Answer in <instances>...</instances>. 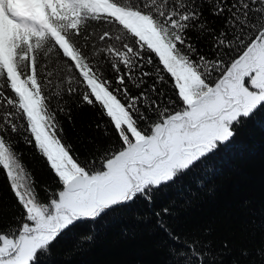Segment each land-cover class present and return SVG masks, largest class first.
Listing matches in <instances>:
<instances>
[{
  "label": "snow or ice",
  "instance_id": "1",
  "mask_svg": "<svg viewBox=\"0 0 264 264\" xmlns=\"http://www.w3.org/2000/svg\"><path fill=\"white\" fill-rule=\"evenodd\" d=\"M0 12V169L20 214L0 223V264H45L83 222H119L138 205L150 216L133 221L163 233L164 264H224L229 242L202 238L212 229L189 239L168 223L204 182L155 208L264 116V0H0ZM82 107L104 121L83 163L60 119ZM20 141L56 179L45 202ZM252 224L261 243L231 264H264V221Z\"/></svg>",
  "mask_w": 264,
  "mask_h": 264
},
{
  "label": "trees",
  "instance_id": "2",
  "mask_svg": "<svg viewBox=\"0 0 264 264\" xmlns=\"http://www.w3.org/2000/svg\"><path fill=\"white\" fill-rule=\"evenodd\" d=\"M201 50L207 51V48ZM60 119L65 129L64 139L80 162L94 158L97 153L93 138L102 139L95 125L98 121L104 123L99 113L82 107L73 110L71 121ZM108 144L113 151L119 148L115 139ZM14 150L29 179L35 182L39 198L45 202L57 190L54 175L34 147L20 141ZM198 181L204 182L205 188L199 190L195 206L179 220L168 223L182 234L187 233L189 239L199 236L205 228L212 229L211 236L202 238L211 240L215 250L222 249L224 241L229 242L231 254L223 257L224 264L238 258L241 248L254 252L261 243L262 233L252 222L264 221V116L246 124L229 151L209 160L188 176L181 187L159 198L155 211L170 200L179 201L182 195H187L188 188L197 191ZM133 215L148 217L150 210L138 205L119 222L112 218L83 222L54 247L45 264H164L163 233L155 229L150 219L136 224ZM19 219V207L0 169V223H17ZM90 235L94 236L93 241L84 239Z\"/></svg>",
  "mask_w": 264,
  "mask_h": 264
},
{
  "label": "rangeland",
  "instance_id": "3",
  "mask_svg": "<svg viewBox=\"0 0 264 264\" xmlns=\"http://www.w3.org/2000/svg\"><path fill=\"white\" fill-rule=\"evenodd\" d=\"M0 15H2V12H0Z\"/></svg>",
  "mask_w": 264,
  "mask_h": 264
}]
</instances>
